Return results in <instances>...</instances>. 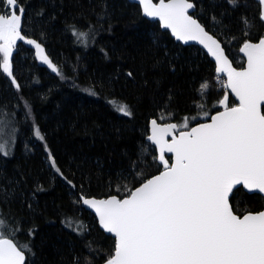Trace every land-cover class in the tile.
<instances>
[{
    "label": "trees",
    "instance_id": "16d2710c",
    "mask_svg": "<svg viewBox=\"0 0 264 264\" xmlns=\"http://www.w3.org/2000/svg\"><path fill=\"white\" fill-rule=\"evenodd\" d=\"M191 2L193 16L241 68L239 47L264 35L257 0H237L236 7L227 0ZM19 5L25 9V40H17L11 57L19 90L0 69V117L15 131L12 154L0 153L2 231L24 248L26 264H101L115 242L80 206V197L127 196L161 170L145 141L148 121L179 126L187 118L189 128L223 109L219 101L228 92L201 49L174 41L128 0H19ZM74 29L88 34L86 42ZM29 39L41 45L59 74L35 56ZM228 100L230 107L235 104L229 94ZM115 104L127 106L131 116L120 114ZM230 204L240 216L262 210L264 199L238 188Z\"/></svg>",
    "mask_w": 264,
    "mask_h": 264
},
{
    "label": "snow or ice",
    "instance_id": "6c2138e0",
    "mask_svg": "<svg viewBox=\"0 0 264 264\" xmlns=\"http://www.w3.org/2000/svg\"><path fill=\"white\" fill-rule=\"evenodd\" d=\"M227 2L237 6V0ZM139 4L145 16L158 19L177 40L203 45L215 58L217 74L227 75L223 86L239 103L230 107L225 93L219 101L223 111L211 116L210 123L187 131H178L188 129L187 118L179 126H161L153 119L147 138L159 151L163 171L135 190L128 189L127 198L81 197L94 209L100 226L115 237L114 254L106 264H264V211L241 218L230 204L240 185L264 194V36L243 43L240 52L247 57V67L238 71L220 43L189 14L195 7L191 0H139ZM257 5L264 21V0H257ZM0 6L7 9L0 12V69L13 77L11 57L16 41L25 40L21 33L25 9L19 0H0ZM243 22L248 26L246 18ZM73 35L84 40L88 34L74 29ZM26 43L34 45L40 59L59 74L39 43L31 39ZM12 84L19 90L14 77ZM208 87L207 82L201 84L202 96ZM118 111L132 114L125 105ZM35 134L43 138L39 129ZM167 136H172L170 142ZM165 153L172 156L166 158ZM66 223L72 225L71 220ZM4 225L0 217V228ZM0 264H26L24 248L2 235Z\"/></svg>",
    "mask_w": 264,
    "mask_h": 264
},
{
    "label": "water",
    "instance_id": "95a60500",
    "mask_svg": "<svg viewBox=\"0 0 264 264\" xmlns=\"http://www.w3.org/2000/svg\"><path fill=\"white\" fill-rule=\"evenodd\" d=\"M130 3H133V4H136V5H138L139 6V8H140V10H141V14H142V16L144 17V18H146L147 20H150V21H156V22H158L159 23V25H160V28L162 29V30H164V31H167L169 34H170V36L174 39V41H176V42H179L180 44H182V45H184V46H189V45H191V46H196V47H198L199 49H201L202 50V52L203 53H205L207 56H208V58L213 62V64H214V72H215V74L217 75V76H220V77H224L225 78V82L227 81V75L226 74H224V73H221V74H217V72H216V61H215V58L213 57V56H211V54L210 53H208V51H207V49L206 48H204V46L203 45H201V44H199L198 42H196V41H188L187 43H185L184 41H180V40H177L176 38H175V36H173L172 35V33H171V30L170 29H166V28H164V27H162L161 26V23H160V21L158 20V19H156V18H151V17H147V16H145L144 14H143V10H142V6L139 4V0H128ZM152 2L153 3H159V0H156V1H154V0H152ZM165 2H167V0H165ZM193 3V2H192ZM261 10V9H260ZM194 11H195V7L193 8V9H190L189 10V14L190 15H192L193 16V13H194ZM193 18L194 19H196L194 16H193ZM198 22H199V20L198 19H196ZM263 24H264V21H261ZM200 23V22H199ZM204 28H205V26L202 24V23H200ZM205 30H206V28H205ZM207 31V30H206ZM208 32V31H207ZM210 35H212L213 37H214V39H216L219 43H220V45H221V48L224 50V53H225V55H226V52H225V49L223 48V45H222V43L213 35V34H211L210 32H208ZM264 36V35H263ZM252 42V41H251ZM255 42H258V41H255ZM243 46V44L239 47V49H238V54H239V56L242 58V60H243V66L241 67V68H236V67H234V65H233V63L231 62V60L229 59V57L227 56V58L229 59V61H230V63L232 64V67L233 68H235L236 70H243L244 68H246L247 67V57L244 55V53H242V52H240V48ZM34 53H35V56L37 57L38 55H37V51H36V49H35V46H34ZM39 57V56H38ZM226 90H227V92H228V94L232 97V99L234 100V105L233 106H235V105H237L238 103H239V101L235 98V96L231 93V90L230 89H227L226 88ZM263 109H264V106H262V112H263ZM220 111H223V109H221V110H219V111H216V112H214V113H212L207 119H205V120H202V121H200V122H197V123H195V124H193V125H191L188 129H184V130H178V131H187V130H189L190 128H192V127H195V126H197L198 124H200V123H210L211 122V116H213V115H216L218 112H220ZM153 119H150L149 121H148V125H147V127H148V133H147V136L145 137V141L149 144V145H151L153 148H154V150H155V152H156V161H157V163L159 164V165H161L160 164V162H159V160H158V156H159V151H158V149H157V147H156V145H154V144H152L151 143V141H149L148 140V136L149 135H151V121H152ZM156 120V119H155ZM157 123L158 124H160L161 126H164V125H166V124H168V123H174V122H167V123H162V122H158L157 121ZM176 133H173V135H175ZM166 139L170 142L171 141V139H172V136H167L166 137ZM172 156V154H170V153H165V157L167 158V157H171ZM170 163H171V160L169 161ZM161 171H163V166L161 165V170L157 173V174H154V175H152V176H150L149 178H151V177H153V176H155V175H158ZM148 178V179H149ZM147 180V179H146ZM145 180V181H146ZM141 184H139L137 187H139ZM137 187H135V188H137ZM135 188L133 189V190H135ZM238 188H241L245 193H247V194H258V195H260L263 199H264V194H260V193H258V192H248L246 189H244L243 188V186L242 185H240V186H237V189ZM235 191V190H234ZM128 196V195H127ZM127 196H125V197H123V198H127ZM81 197H84V196H81ZM81 197H80V206L84 209V210H86L87 212H89V213H91V215L95 218V220H96V222H97V226H98V228L105 234V235H108V236H110V237H112L113 239H114V242H115V237L112 235V234H110V233H107L101 226H100V224H99V218L97 217V215H96V213H95V211H94V209H91V208H89L87 205H84L83 204V202H82V200H81ZM111 196H109V197H105V198H95V197H84V198H89V199H97V200H100V199H108V198H110ZM117 197V196H116ZM231 197V196H230ZM118 198V197H117ZM123 198H121V199H123ZM260 211H264V207L262 208V210H260ZM260 211H258V212H260ZM258 212H246V213H244V214H242V215H240V217L242 218L245 214H248V213H258ZM239 216V215H238ZM4 238H6V239H10V238H7V237H4ZM10 240H12V239H10ZM13 241V240H12ZM13 243H15L14 241H13ZM16 244V243H15ZM113 254H114V252H113ZM107 260V259H106ZM106 260L105 261H103L101 264H106Z\"/></svg>",
    "mask_w": 264,
    "mask_h": 264
},
{
    "label": "rangeland",
    "instance_id": "374dc122",
    "mask_svg": "<svg viewBox=\"0 0 264 264\" xmlns=\"http://www.w3.org/2000/svg\"><path fill=\"white\" fill-rule=\"evenodd\" d=\"M86 40L87 39H84L82 41L86 42ZM0 43H2V42H0ZM16 43H17V41H16ZM15 49H16V44H15V47L13 48V51H15ZM37 58L41 62H43L40 59V57L37 56ZM1 62H2V54H1ZM218 83H219V85H223L225 83V79L224 78L219 79ZM120 105H123V104H115V105H113V107L118 111V107ZM14 138H15V131H14V127L12 126L11 121H9V119L7 117H0V144L4 145V151L0 152V153L3 156H10L12 154V151L14 148L13 147L14 146ZM5 153H7V154L5 155ZM0 235H2L3 238L6 236V234L3 233L2 228H0Z\"/></svg>",
    "mask_w": 264,
    "mask_h": 264
}]
</instances>
